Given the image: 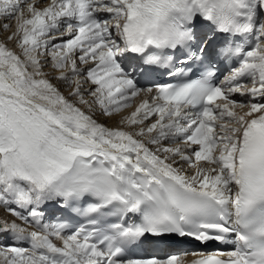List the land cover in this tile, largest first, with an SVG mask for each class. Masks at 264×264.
<instances>
[{
	"label": "snow or ice",
	"instance_id": "6c2138e0",
	"mask_svg": "<svg viewBox=\"0 0 264 264\" xmlns=\"http://www.w3.org/2000/svg\"><path fill=\"white\" fill-rule=\"evenodd\" d=\"M0 36V264H264V0H0ZM188 239L224 247L132 254Z\"/></svg>",
	"mask_w": 264,
	"mask_h": 264
},
{
	"label": "bare ground",
	"instance_id": "6f19581e",
	"mask_svg": "<svg viewBox=\"0 0 264 264\" xmlns=\"http://www.w3.org/2000/svg\"><path fill=\"white\" fill-rule=\"evenodd\" d=\"M12 31H13V28H12ZM4 35L6 36L7 33H4ZM2 39H3V36H0V40H2ZM8 46L10 48H12L14 51L19 52V50L15 47L14 44H8ZM53 82L55 83L56 81H53ZM237 99H242V98L237 97ZM96 118H97L98 122L105 123V125L108 126V127H119L120 126V124H119L120 116L119 115H115V116H113L111 118L110 117H104V116H97ZM52 210L53 209H50V211H52ZM0 216L7 217V214H6L5 210L2 207H0ZM17 222L19 223V221H17ZM184 254H187L185 259H187L189 261L192 258L197 257V255H200V253H193V252L192 253H180V255H182V256ZM194 254H196V255H194Z\"/></svg>",
	"mask_w": 264,
	"mask_h": 264
},
{
	"label": "rangeland",
	"instance_id": "374dc122",
	"mask_svg": "<svg viewBox=\"0 0 264 264\" xmlns=\"http://www.w3.org/2000/svg\"><path fill=\"white\" fill-rule=\"evenodd\" d=\"M13 24V28L15 27V22L12 23ZM120 127V126H119Z\"/></svg>",
	"mask_w": 264,
	"mask_h": 264
}]
</instances>
